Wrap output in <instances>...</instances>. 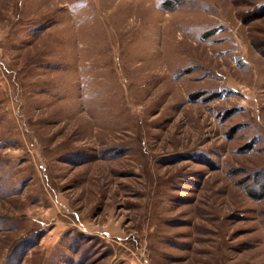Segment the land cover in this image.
Returning <instances> with one entry per match:
<instances>
[{
	"label": "rangeland",
	"instance_id": "374dc122",
	"mask_svg": "<svg viewBox=\"0 0 264 264\" xmlns=\"http://www.w3.org/2000/svg\"><path fill=\"white\" fill-rule=\"evenodd\" d=\"M0 264H264V0H0Z\"/></svg>",
	"mask_w": 264,
	"mask_h": 264
}]
</instances>
